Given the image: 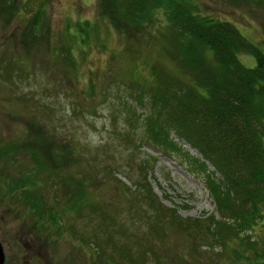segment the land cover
<instances>
[{"label": "rangeland", "instance_id": "obj_1", "mask_svg": "<svg viewBox=\"0 0 264 264\" xmlns=\"http://www.w3.org/2000/svg\"><path fill=\"white\" fill-rule=\"evenodd\" d=\"M112 1L0 3V150L5 149L0 153V239L5 264H235L230 258L239 247L237 238L221 240L208 233L216 228L206 218H221L205 181L208 170L216 169L207 161L208 170L190 164L187 154L197 155V150L173 131L169 137L180 149H159L145 139L140 120L130 142L122 139L121 131L129 133L124 114L130 104L144 110L134 94L141 84L149 85L153 71L186 73L162 51V9L154 11L147 28L138 29L118 24ZM189 1L202 13L231 21L264 53V0ZM238 57L246 66L256 64L252 53L241 51ZM39 131L53 137L56 152L60 144L78 151L70 159H55V168L49 161L32 172L45 179L28 193L60 210L59 222L48 220L47 228L39 223L47 221V213L16 199L23 189H12L9 180L21 176L22 164L29 166L23 144L29 148V134ZM69 177L83 187L75 203L65 198V188L74 181ZM144 179L156 199L183 221L197 217L205 225L189 231L167 222L156 226L157 217L149 218L151 208L135 192L142 189L135 182ZM262 210V220L247 230L260 240L259 247L264 246ZM203 234L213 238L204 240Z\"/></svg>", "mask_w": 264, "mask_h": 264}, {"label": "trees", "instance_id": "obj_2", "mask_svg": "<svg viewBox=\"0 0 264 264\" xmlns=\"http://www.w3.org/2000/svg\"><path fill=\"white\" fill-rule=\"evenodd\" d=\"M240 1L247 0H234ZM110 5L119 25L138 29L147 28L148 21L154 20V11L162 9L166 20L160 32L164 43L162 51L186 73V77H178L166 69L153 71L149 85L141 84L138 93L134 94L144 110L135 111L130 104L131 111L124 114L129 133L121 131L122 139L125 143L130 142L138 126L136 122L140 120L145 139L158 144L164 152H168V148L180 149L169 137L171 131L194 147L198 154H187L188 160L192 161L190 164L208 170L207 161L216 169L208 170L205 181L221 218L216 219L213 215L206 218L216 228L208 233L216 238L220 236L221 240L226 235L237 238L239 247L236 255L230 258L235 264H264V246L259 247L260 240L252 239V233L247 231L262 220L264 206L263 51L231 21L200 12L189 0H113ZM241 51L254 54L256 64L244 65L238 57ZM53 140L47 131L29 134V148L23 144L29 155V166L22 164L24 170L18 179L9 178L12 189H23L16 199L23 200L25 206L29 205L28 209L40 210L42 215L47 213L44 215L47 221L39 222L46 225L45 228L49 221L59 222L60 210H55L53 205L45 206L42 196L28 193L33 192L32 187L35 189L38 181L45 179H37L32 172L40 170L49 161L50 168H55V162L59 165L55 159H70V154L76 150L60 144L62 150L58 153ZM69 144L75 147L74 142ZM61 178L63 182L68 179L67 175ZM69 179L74 181L65 188V198L75 203L83 187L79 179ZM136 184L142 187L135 191L139 201L145 202L153 212L149 213V218L157 217L156 226L167 222L177 229L189 231L205 225L197 217L183 221L173 208L156 199L147 180L136 181L134 185L138 187ZM61 191L64 194V189ZM148 226L154 228V224ZM210 235L203 234L204 240L213 238ZM257 260H261L260 263Z\"/></svg>", "mask_w": 264, "mask_h": 264}, {"label": "water", "instance_id": "obj_3", "mask_svg": "<svg viewBox=\"0 0 264 264\" xmlns=\"http://www.w3.org/2000/svg\"><path fill=\"white\" fill-rule=\"evenodd\" d=\"M5 260H6V254H5L3 243L0 239V264H4Z\"/></svg>", "mask_w": 264, "mask_h": 264}]
</instances>
